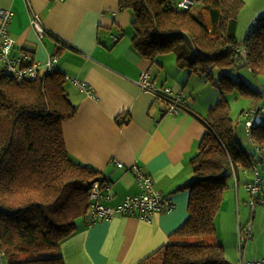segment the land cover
<instances>
[{
  "label": "trees",
  "instance_id": "1",
  "mask_svg": "<svg viewBox=\"0 0 264 264\" xmlns=\"http://www.w3.org/2000/svg\"><path fill=\"white\" fill-rule=\"evenodd\" d=\"M177 1L119 0L121 10L134 13L132 41L145 59L155 63L160 55L174 54L179 69L212 78L205 67L213 63L225 70L234 64L238 50L244 52L245 63L252 64V72H264V18L245 38L243 52L237 49L244 0H197V11V6L178 10ZM16 46L7 60L0 58V264H66L61 245L78 232L79 224L106 219L96 216L91 204L95 182H100V203L108 199L103 189L110 186L104 171L75 160L67 148L63 125L77 115L78 108L69 100L67 77L48 71L46 65L52 56L58 63L62 51L56 50L40 64L25 48L15 53ZM14 63L20 70L38 64V79L22 80L9 69ZM218 86L222 99L205 118L206 131L191 160L193 180L181 188L190 192L189 217L174 233L175 242L139 264H230L225 247L216 241V217L230 177L256 174L248 183L251 193L250 186L260 190L252 206L264 201V177L258 175L261 169L264 172V121L248 131L250 116L243 117L262 114L264 103L253 113L242 111L248 145L239 140L231 117L232 104L241 97L258 100L262 95L227 73L220 76ZM167 87L183 95L182 107L187 111L184 93ZM133 170L141 173L137 167ZM207 236L215 242L205 241Z\"/></svg>",
  "mask_w": 264,
  "mask_h": 264
},
{
  "label": "crops",
  "instance_id": "2",
  "mask_svg": "<svg viewBox=\"0 0 264 264\" xmlns=\"http://www.w3.org/2000/svg\"><path fill=\"white\" fill-rule=\"evenodd\" d=\"M29 4L50 34L39 35L33 27ZM0 7L14 13L10 35L16 40L15 53L25 48L44 64L62 51L58 71L67 77L69 100L78 108L63 125L67 148L75 160L105 172L110 187L103 194L109 197L101 202L116 208L128 196L142 193L133 170L137 167L174 203L171 212L155 213L150 220L115 214L79 225L61 245L66 264H139L153 257L176 241L174 233L189 217L190 192L181 188L193 180L191 160L206 131V107L194 93L179 90L187 83L186 70L171 58V75L159 60L162 55L152 63L139 53L132 41L134 13L121 10L119 0H0ZM143 71H150L157 86L183 92L187 111L174 115L169 102L142 91L136 80ZM70 77L89 83L94 96L81 92ZM239 175L235 187L241 210L247 202L243 177L248 186L252 174ZM226 214L221 215L230 220Z\"/></svg>",
  "mask_w": 264,
  "mask_h": 264
},
{
  "label": "rangeland",
  "instance_id": "3",
  "mask_svg": "<svg viewBox=\"0 0 264 264\" xmlns=\"http://www.w3.org/2000/svg\"><path fill=\"white\" fill-rule=\"evenodd\" d=\"M6 10L8 11L9 9ZM196 16L197 13L194 14L193 17ZM262 18H264V0H244V7L239 13L238 26L236 29V39L239 42L237 49H241L240 51L243 52L245 38L250 32L254 31L258 22ZM196 22L198 23V21ZM115 40H117V37ZM243 54H239V51L237 50V57L234 64H231L229 66L230 68L227 66L225 70L220 68L218 65H214L213 63L207 65L205 69L209 70L212 78L197 73L190 74L188 69L185 75L187 77V79H185L187 83H185L184 86H180L179 90L187 92L190 96H192L194 93L196 97L194 99H198L203 103L207 109V113L222 99V94L218 83L219 78L223 73L230 74L232 77L238 78L239 80H244L247 85L255 92L261 93L262 97L258 100H253L251 96H243L237 103L232 102L231 117L236 124L237 136L243 144L248 145V137L245 133L244 122L241 118V114L244 110L249 111V113H253L255 110H258L261 105H263L264 72H252V64L250 62L248 64L245 63ZM171 58L172 61L176 63V56L174 54L162 55L160 56L159 60L172 75V73H175L173 70L171 72ZM56 70L58 71V69ZM72 78L79 81L80 91L90 97V94L86 89L87 85L84 83V80L75 77ZM140 80V77H138L136 83L140 84ZM159 88H161V86H159ZM226 97L229 98L228 94ZM155 99L158 102L167 101L169 102V105L171 104V101H175V98L172 96L162 100L158 98ZM230 101H232V98ZM170 113H172L171 106ZM245 116H250L247 120V122H251V125L248 127V131H251L254 125H260L264 121V117L261 116V113L254 115L245 114L243 117ZM258 117L261 118L260 121L257 120ZM250 172L253 173V171ZM259 174L260 173H258V175ZM261 174H264L262 169ZM249 177L251 181H254L256 178L255 174H252ZM244 181L245 178L243 177L242 188L243 194L247 198V202H242L241 210L238 209V200L235 187L236 180L235 176H233L230 181V187L224 196L223 209L216 218V241L225 247L226 256L230 264H246L248 261L255 263L258 262L257 260L259 257H264V201H259L256 207H253L252 202L255 200L253 193L249 191L248 186L244 183ZM261 195L264 197V188L261 192ZM226 211V215L231 218L230 220L224 218V215H221ZM83 223L84 222H81L79 225H82ZM248 227H250L252 230L251 235H246L245 232H241V228L244 231L247 230ZM204 240L208 242H215V239L210 236L205 237ZM226 246L228 248H226ZM23 257L30 258L31 256L23 255Z\"/></svg>",
  "mask_w": 264,
  "mask_h": 264
},
{
  "label": "built area",
  "instance_id": "4",
  "mask_svg": "<svg viewBox=\"0 0 264 264\" xmlns=\"http://www.w3.org/2000/svg\"><path fill=\"white\" fill-rule=\"evenodd\" d=\"M197 6V0H178L175 8L178 10H191ZM31 19L32 25L40 34H43L45 28L40 22L39 16L31 8ZM14 18V13L11 10H6L0 8V58L7 60L10 50L16 40L10 37V26ZM57 57L52 56L46 63L48 71H56ZM11 71H16L18 76L22 80L26 81H36L39 76L38 64L27 65L26 69H18L14 64L9 65ZM140 89L144 92H149L154 95L155 98L160 100L166 99L170 96L175 98V101H171V112L174 115L180 113L182 107V98L183 95L173 94L170 87H161L157 86L152 80L150 71H143L140 75ZM72 79L73 84L79 86L80 83L77 79ZM84 83L87 85L86 89L90 96H94V91L92 86L89 85L86 81ZM184 111V109H183ZM261 116L264 117V109L262 110ZM258 121L261 120L260 117L257 118ZM251 125V122H247L245 127L248 130V127ZM122 167V164H119ZM137 182L143 189V193L138 196H131L126 199V201L117 208H110L100 203L99 199L102 198L100 182H95L93 190L90 195L91 204L94 208V213L96 216L103 217L106 219L113 218L115 214H121L122 216H134L142 220H150L155 213L170 212L174 209L173 201L165 194L160 191H157L154 188V180L152 177L143 176L141 173H138L136 176ZM252 189L253 196L255 197L260 191L256 186H250ZM253 204V202H252ZM242 233L245 232L247 235L252 234L250 227L247 230H241ZM244 237V236H243ZM246 264H264V260L261 262L255 263H246Z\"/></svg>",
  "mask_w": 264,
  "mask_h": 264
},
{
  "label": "bare ground",
  "instance_id": "5",
  "mask_svg": "<svg viewBox=\"0 0 264 264\" xmlns=\"http://www.w3.org/2000/svg\"><path fill=\"white\" fill-rule=\"evenodd\" d=\"M93 190V189H92ZM92 192V191H91Z\"/></svg>",
  "mask_w": 264,
  "mask_h": 264
}]
</instances>
